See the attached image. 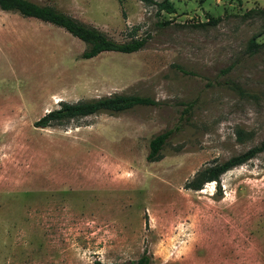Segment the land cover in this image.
Segmentation results:
<instances>
[{
	"label": "rangeland",
	"instance_id": "1",
	"mask_svg": "<svg viewBox=\"0 0 264 264\" xmlns=\"http://www.w3.org/2000/svg\"><path fill=\"white\" fill-rule=\"evenodd\" d=\"M34 1L147 40L84 58L63 27L0 9V264H264V151L185 186L264 138V0ZM114 92L157 104L34 125Z\"/></svg>",
	"mask_w": 264,
	"mask_h": 264
},
{
	"label": "trees",
	"instance_id": "2",
	"mask_svg": "<svg viewBox=\"0 0 264 264\" xmlns=\"http://www.w3.org/2000/svg\"><path fill=\"white\" fill-rule=\"evenodd\" d=\"M143 1L157 4L159 9H165L167 12L175 11V6L171 0ZM0 9L17 11L24 16H33L63 27L84 42L85 46L80 54L84 58L95 56L104 50H117L121 52L136 51L142 48L147 40L146 37H132L129 40L123 41L116 40L108 36L100 28L86 24L51 4L39 3L34 0H0ZM163 23H167V21L165 20ZM250 44L253 46V49L259 46V43L254 39L250 40ZM139 104H157V101L147 95L117 92L72 102L62 100L58 107L46 111L37 118L34 121V125L48 126L62 124L71 118L99 111L120 112ZM188 106H190V103ZM171 132L172 128H168L154 134L150 138L149 151L146 155L148 160H156L161 157L160 149ZM261 151H264V138L258 144L252 145L246 150L234 154L223 161L201 167L185 182V186L192 189H199L207 181H218L223 172L245 162ZM94 264L100 263L98 260H95ZM125 264H150V258L143 252L137 259L130 260Z\"/></svg>",
	"mask_w": 264,
	"mask_h": 264
}]
</instances>
